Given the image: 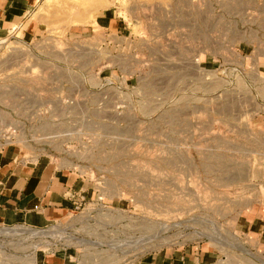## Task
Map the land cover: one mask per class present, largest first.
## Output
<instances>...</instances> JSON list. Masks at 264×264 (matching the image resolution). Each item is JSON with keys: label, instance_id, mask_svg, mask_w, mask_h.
Listing matches in <instances>:
<instances>
[{"label": "rangeland", "instance_id": "rangeland-1", "mask_svg": "<svg viewBox=\"0 0 264 264\" xmlns=\"http://www.w3.org/2000/svg\"><path fill=\"white\" fill-rule=\"evenodd\" d=\"M35 8L0 41V152L74 171L85 195L34 233L0 225L24 228L0 231V264L194 246L199 264H264L247 231L264 201V0Z\"/></svg>", "mask_w": 264, "mask_h": 264}, {"label": "crops", "instance_id": "crops-1", "mask_svg": "<svg viewBox=\"0 0 264 264\" xmlns=\"http://www.w3.org/2000/svg\"><path fill=\"white\" fill-rule=\"evenodd\" d=\"M38 1L0 0V41L24 26L28 31ZM81 181L74 171L22 161L0 152V225L33 228L63 220L84 199ZM260 206L262 213L250 222L247 231L264 251V201ZM198 248L194 246L192 254L187 250L171 253L164 249L150 253L138 264H199L206 254ZM72 262L66 252L45 253L39 264Z\"/></svg>", "mask_w": 264, "mask_h": 264}, {"label": "bare ground", "instance_id": "bare-ground-1", "mask_svg": "<svg viewBox=\"0 0 264 264\" xmlns=\"http://www.w3.org/2000/svg\"><path fill=\"white\" fill-rule=\"evenodd\" d=\"M5 40H7V39H5ZM11 60H12V59H11ZM50 129H51V128H50ZM50 131H51V130H50ZM242 179H243V177H242ZM227 180H228V179H227ZM232 180H233V179H232ZM24 227H25V226H24ZM27 228H30V227H27ZM3 229H6V231H7V229H8V230L10 229V231H11V232L14 231L15 234L23 233V232H21V231H24V228H22V227H21V229H18V228H17V229H16V228H8V227H4ZM3 229L1 228L0 231L2 232ZM30 229L32 230V231L30 230V232H33V233L35 232V231H33V228H32V227H31ZM6 231H5V232H6ZM8 232H9V231H8ZM3 233H4V232H3ZM12 233H13V232H12ZM147 239H148V238H147ZM215 240H216V239H215Z\"/></svg>", "mask_w": 264, "mask_h": 264}]
</instances>
